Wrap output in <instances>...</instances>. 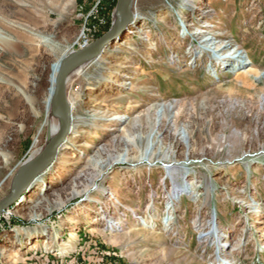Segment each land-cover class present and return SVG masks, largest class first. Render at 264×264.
<instances>
[{"label": "rangeland", "instance_id": "1", "mask_svg": "<svg viewBox=\"0 0 264 264\" xmlns=\"http://www.w3.org/2000/svg\"><path fill=\"white\" fill-rule=\"evenodd\" d=\"M117 4L0 0L13 41L0 40V200L47 143L52 66L105 35ZM134 12L143 31L71 76L79 133L48 188L3 213L0 264H264V0H136ZM228 51L256 73L214 61Z\"/></svg>", "mask_w": 264, "mask_h": 264}, {"label": "water", "instance_id": "2", "mask_svg": "<svg viewBox=\"0 0 264 264\" xmlns=\"http://www.w3.org/2000/svg\"><path fill=\"white\" fill-rule=\"evenodd\" d=\"M134 4L135 0H118L110 30L88 47L74 51L64 58L56 78L51 102L53 111L59 112L61 116L60 130L36 158L18 170L11 191L0 200V217L8 208L17 204L23 195L37 187V178L51 165L60 146L69 135L72 115L67 99V82L71 74L92 56L102 53L134 24L136 19Z\"/></svg>", "mask_w": 264, "mask_h": 264}, {"label": "bare ground", "instance_id": "3", "mask_svg": "<svg viewBox=\"0 0 264 264\" xmlns=\"http://www.w3.org/2000/svg\"><path fill=\"white\" fill-rule=\"evenodd\" d=\"M135 2H136V0H135ZM135 23H136V19H135V22H134V24L132 26L133 28H129L127 30V33H129L131 35H139L143 31V29H140L139 27L137 28ZM203 33L204 32L201 31L199 35H202ZM0 40L2 42H4V43H10V44L13 43V41L8 40V39H4V38H0ZM208 41H210V40H208ZM219 48H221L220 50L218 49L219 51H224L225 52V50L228 49V46L227 45H224L223 47H219ZM230 51H231V49H230ZM230 51H228V53L227 52L226 53H223L224 55H223V57L221 59H220V56L219 57L218 56H214L213 57L214 58V61L215 62L216 61L218 62L220 60L221 62H220L219 65L222 66L224 64L225 67L226 66L228 67L230 64L231 65L233 64V66L234 65L235 66L240 65L241 66V70H244L245 69V71L248 73V75H253V74L256 73V71H255L254 68H248L247 67L249 65V63L246 62V61H244L246 58L243 55H238L239 57L237 56V58H236V57H234V53H230ZM210 52H212V50ZM102 53L92 56L87 62H85L82 66H80L79 68H77L71 74V76L74 75V74H79L84 67H86L87 65H90L93 62L99 64V61H100L99 60V57L101 56ZM65 57L66 56L60 57L58 59V61L52 66V74L50 76L49 96H48V100H47V107H48V113H49V117H48L49 119L47 121V127H49V131H48L47 143H46L45 147L57 135V133L59 132L60 127H61V116H60V113L59 112H56V111H53L51 102H52V97H53V93H54V90H55L56 78H57V75H58V72L60 70L61 64H62V62H63V60H64ZM71 76L68 79L67 85L69 84V82L71 80ZM67 99H68V96H67ZM68 104H69V107H70V110H71V115H72V106L70 104L69 99H68ZM123 119H125V118H123L122 116H117V117L113 118L112 123L114 122L113 124L115 125V123L117 121H122ZM103 126H105V125H103ZM79 128H80L79 124H75V122H74V116L72 115L71 127H70L69 135L66 138V140L63 142V144L60 146L59 152H58L57 156L55 157V159L53 160V162L51 163V165L46 169V171L37 178L36 183L38 184V187L36 189H33L31 191L29 198H27L26 196L23 195V197L21 198V200L18 201V205L21 204V203H23V202H25V201L28 202V201L32 200L33 197H36V196L41 195L48 188V182L45 181V176L46 175H50V173L52 172V169L54 168V166L57 163V161L62 158V153H63L64 149L67 147L68 142L70 141L71 137L72 136H77V134L79 133V131H78ZM38 143H39V141L38 140H35V143H34V146H33V149L34 150L32 151V155L29 158V160L26 163H24L23 165L27 164L28 162H30L31 160H33L34 158H36L43 151V149H45V147L42 148V149L41 148L40 149H37L36 147H37V144ZM91 148H92V145H91V143L88 142V144L85 146V149L88 151ZM127 162H128V159H125L124 157H117V158H114L111 161L110 164L113 166V165H117V164H124V163H127ZM186 164H188V163H186ZM170 167L172 168V164L171 163L168 164V165H166V168H170ZM180 187H182V186H180ZM179 190H181V188ZM192 192H193V190L191 192H189V193L191 194ZM181 195H182V191H178L177 193L174 191L173 201L175 202L176 199H178ZM2 215H1V217H2ZM210 226H211L210 229H212L213 233L215 234V229L218 228L217 225H215L214 222H211ZM46 230H47V228L46 227H43L42 232H41L42 233V236L43 235L49 236L48 233H46ZM91 230H93V229H91ZM151 233H152V231H151ZM32 236L33 235L30 234V237L33 239L34 237H32ZM18 241H19V244L20 245H23L24 244L22 242V240L18 239ZM45 246L46 247L49 246V243H45ZM14 256H17V254L15 253Z\"/></svg>", "mask_w": 264, "mask_h": 264}, {"label": "built area", "instance_id": "4", "mask_svg": "<svg viewBox=\"0 0 264 264\" xmlns=\"http://www.w3.org/2000/svg\"><path fill=\"white\" fill-rule=\"evenodd\" d=\"M88 41H89V40H86V41L84 42V45H82V48H85L86 46H88Z\"/></svg>", "mask_w": 264, "mask_h": 264}]
</instances>
